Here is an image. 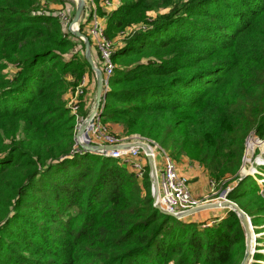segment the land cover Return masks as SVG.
I'll return each instance as SVG.
<instances>
[{
	"label": "trees",
	"instance_id": "obj_1",
	"mask_svg": "<svg viewBox=\"0 0 264 264\" xmlns=\"http://www.w3.org/2000/svg\"><path fill=\"white\" fill-rule=\"evenodd\" d=\"M120 1L109 15L98 9L107 38L147 28L113 55L102 122L197 162L219 188L231 181L223 190L234 184L227 198L258 236L252 264H264L263 178L240 180L249 135L264 141V0ZM40 6L0 0V264H241L246 236L234 212L168 217L128 167L72 153L78 122L66 96L93 72ZM158 9L169 11L147 22Z\"/></svg>",
	"mask_w": 264,
	"mask_h": 264
},
{
	"label": "built area",
	"instance_id": "obj_2",
	"mask_svg": "<svg viewBox=\"0 0 264 264\" xmlns=\"http://www.w3.org/2000/svg\"><path fill=\"white\" fill-rule=\"evenodd\" d=\"M85 1L86 9L88 8V12L86 13L85 11L84 30L87 32L86 36L89 38L93 48L100 56V69L103 72L104 93L107 94V92L109 91V81L114 77L117 68L112 60L116 49L114 43L106 36V25L103 19L99 17L98 9L102 8L104 11L111 12L115 9V4L110 2L109 0H103L99 5L94 0ZM54 15L60 20L63 31L67 33L68 27L72 21L71 17L64 13H58ZM85 89L86 83L85 77H83L82 83L78 87L75 96H72V100H78L79 98H81L84 95ZM68 105H70V107ZM67 106L71 110V114L76 117L78 122V126L75 131L76 136L80 126L82 125L86 117L83 118L81 115H79V103L74 106H72L71 103H67ZM103 110L104 108L102 110H99L95 115L93 122L87 125L86 131L80 137L78 143L75 141L74 136V146L72 153H84V151L80 147V144H88L91 146L100 147H119L132 143L146 144L151 150V156L154 159L158 177L159 198L156 202H153L154 208L160 207L163 211H166L168 213L179 214L203 204L201 201L194 198L189 179L179 172L177 164L158 143L137 136H133L127 139L117 138L102 122L101 115ZM90 113L91 111L89 112V114ZM252 138H254L255 140H259L254 133H251L246 141L245 154L247 152L248 143ZM97 155L119 161L121 164L128 167L131 172L135 173L139 181H144L145 173H147V169L149 170L146 154L140 147L127 148L124 150H122L121 148H116L109 152L100 150ZM261 163L264 164V160ZM257 167L264 166L257 165ZM250 171L246 173V175H248ZM253 172L255 173L253 177L261 176L264 181V174L262 172L257 173L255 169L253 170ZM150 176L151 173L149 174V179L151 180ZM218 185L219 184H217L215 181H210V187L212 188L213 193H216L214 190L215 188H218ZM223 185L224 183L222 184V186ZM222 186H220V189H222ZM226 190L227 191H224L222 193L220 191L218 194H215L217 195V198L215 200H211L210 202H218L224 200L225 196H228L229 192L231 191V189L229 188ZM151 193L153 194L152 190ZM256 241L257 238L255 239L254 251L257 245Z\"/></svg>",
	"mask_w": 264,
	"mask_h": 264
},
{
	"label": "water",
	"instance_id": "obj_3",
	"mask_svg": "<svg viewBox=\"0 0 264 264\" xmlns=\"http://www.w3.org/2000/svg\"><path fill=\"white\" fill-rule=\"evenodd\" d=\"M63 1H66L68 3H73L75 6L74 17L72 18V21L68 27V32L72 37H74V39L79 40L83 44L84 58L87 64L89 65L91 71L94 73L96 77L95 106L93 110L91 111V113L85 118L84 122L80 126L75 136V141L78 143L80 137L86 131L87 125L89 123H92L98 111L102 110L105 107L107 94L104 93L103 72L97 66L94 60L90 40L85 34L81 32V27L82 25H84V19H85L86 1L85 0H63ZM80 147L84 151V153H89V154H98L100 150H105L106 152H109L116 148H121L122 150L127 149V148H137V147L142 148L146 154L149 172L151 173L150 181H151V190L153 192L152 200L153 202H156L158 200L159 187H158L157 171L155 168L154 159L151 156V150L148 145L142 144V143H132V144H127V145L119 146V147H112V146L111 147H100V146H91L88 144H80ZM245 177H247V175L242 176L240 180H243ZM227 197L228 196L226 195L224 200H221L218 202L205 203L189 211L179 213V214L168 213L166 211H163L160 207H156V209L161 214L166 215L168 217L175 218L177 220H183L197 213L208 211V210H213V209H228L234 212L239 217L240 222L245 232V236H246L245 256L241 264H252L253 256L255 254L254 247L252 248V242H253V239L255 238V234H254V229L251 223V219L240 209V207L236 203L230 201Z\"/></svg>",
	"mask_w": 264,
	"mask_h": 264
},
{
	"label": "rangeland",
	"instance_id": "obj_4",
	"mask_svg": "<svg viewBox=\"0 0 264 264\" xmlns=\"http://www.w3.org/2000/svg\"><path fill=\"white\" fill-rule=\"evenodd\" d=\"M109 1L115 4V9H117L120 6V4H122V2L120 0H109ZM40 5H41L40 6L41 8L39 9V12L41 14H46V13H48V14H58V13L61 14V13H64V14H67L69 17H71V19L74 17L75 6L73 3H68L66 1L60 2L58 0H40ZM168 11H169L168 9H158L156 11H152V12L148 13L147 14V22L157 20L159 17L165 15ZM87 12H88V8L86 9V13ZM110 13L111 12H105V15H109ZM146 28L147 27H146V22H145V23H140L137 25L124 26L121 29H112L110 36H108L109 37L108 39L114 43L115 49L117 50L127 40H130L136 32H139L140 30H145ZM82 33L85 35L87 34V32L84 30V28H83ZM71 39L76 44L75 50H76L77 54H79L83 59L84 58V52H83L81 42L79 40H74L73 38H71ZM93 54H94V56L97 55V53L95 51H93ZM99 59L100 58L97 55V58L95 57V61L98 62ZM4 64L6 65V69L4 72L5 75L7 76L8 79L13 78V76L15 74L14 65L10 64V63H6V62H4ZM77 89L70 91L69 94H71L74 97ZM84 96H85V92H84V95L82 96V98H79L78 100L77 99H75V100L69 99L68 103H71L72 106L77 105L84 98ZM79 114H80V111H79ZM105 125L109 128V130H111L113 132V134L117 138L124 139L123 136H124V134H126V131L124 128L119 127L117 125H111V124H105ZM121 128H122V131H121ZM125 138H127V137H125ZM168 154L170 155L171 159L177 164V166L186 167V168H190V167H194V166L200 167L197 162L190 161L185 156L173 157V156H171L170 153H168ZM243 160H244L243 161L244 165L242 166V168L240 170V177L245 176L246 173H248L250 170L251 171L247 176H251V177L255 175V173L253 172L254 169L257 171V173L260 172L261 170L264 171V169H262V167H257V165L264 166V164L261 163L264 160V141H261V140L259 141V140H255L254 138H252L251 141H249V143H248L247 152H246ZM194 170H196V169H194ZM203 177H204V182H202V184L205 185V187L202 188V189H204L203 192L206 190L208 192L207 194H211L212 191L210 192V189H209V185H210L209 181L212 178H210L209 176H204V172H203ZM199 180H200L199 178L193 179L192 181H190V184L195 186V187H198L201 185ZM227 182H231V181H225L224 184ZM144 183L146 184L147 187H149L151 185V181L149 179V170L147 171V173H145ZM228 184L229 185H228V187H226V189H228V188L232 189V186L234 184L233 183L232 184L228 183ZM258 184L264 190V181L261 180V181H259ZM208 189H209V191H208ZM226 189L223 190V187H222L221 193L224 191H227ZM192 190H193V188H192ZM218 190H220L219 187L215 188L214 191L217 192ZM201 193H202V191H201ZM199 197H202V196H199ZM192 221H194V220H192ZM258 242H259V244H261L263 241L260 239Z\"/></svg>",
	"mask_w": 264,
	"mask_h": 264
},
{
	"label": "crops",
	"instance_id": "obj_5",
	"mask_svg": "<svg viewBox=\"0 0 264 264\" xmlns=\"http://www.w3.org/2000/svg\"><path fill=\"white\" fill-rule=\"evenodd\" d=\"M101 1H103V0H101ZM103 21L105 22V25H107L106 18H104ZM97 66L99 67V64H97ZM100 67H101V65H100ZM85 83H86V89H85L84 100L87 101V103H86V112H87V115H88L89 112L93 110V108L95 106V101H96V77H95L94 73L91 74V73L88 72L87 75H85ZM69 99H72V95L71 94H68L66 96V102L67 103H68ZM68 106L70 107V105H68ZM121 131H122V128H121ZM125 137H127L126 134H124L123 138H125ZM127 138H130V137H127ZM127 138H125V139H127ZM178 169H179V172L181 174H183L184 176H186L189 179V181H192L193 179H196V178L200 179L199 180V182L201 184L200 186L195 187V186L191 185V189L193 188L192 193H193L194 198H196L197 200L201 201L203 204L206 203V202H209L211 200H215L217 198V195H215V194H218L221 191V189L218 190L216 193H213V190L211 189V187L209 185L210 192L212 191V193L211 194H207L208 192L206 190L203 192L204 189H202V188L205 187V185L202 184V182H204V177H203L204 170L201 167L194 166V167L186 168V167L178 166ZM194 169H196V170H194ZM260 172H262V171H260ZM204 176H207V175H205V172H204ZM257 177H261V176H256V177H253V178L256 179ZM210 181H209V184H210ZM209 189H208V191H209ZM201 191H202V193H201ZM199 196H202V197H199ZM227 210L228 209L208 210V211L197 213V214L191 216V218L193 220L198 221V222L210 221L211 219H215V218L222 219V218L225 217ZM255 238H257L256 234H255ZM254 239H253V241L255 243Z\"/></svg>",
	"mask_w": 264,
	"mask_h": 264
},
{
	"label": "bare ground",
	"instance_id": "obj_6",
	"mask_svg": "<svg viewBox=\"0 0 264 264\" xmlns=\"http://www.w3.org/2000/svg\"><path fill=\"white\" fill-rule=\"evenodd\" d=\"M254 245H255V244H254V241H253V242H252V248L254 247Z\"/></svg>",
	"mask_w": 264,
	"mask_h": 264
}]
</instances>
